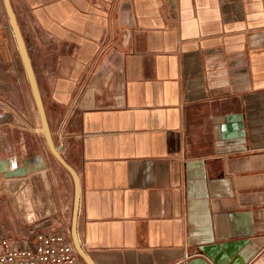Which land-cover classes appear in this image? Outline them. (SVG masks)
Returning <instances> with one entry per match:
<instances>
[{
	"label": "crops",
	"instance_id": "crops-1",
	"mask_svg": "<svg viewBox=\"0 0 264 264\" xmlns=\"http://www.w3.org/2000/svg\"><path fill=\"white\" fill-rule=\"evenodd\" d=\"M12 4L95 264H264V0ZM11 36L0 236L72 240L74 181Z\"/></svg>",
	"mask_w": 264,
	"mask_h": 264
},
{
	"label": "water",
	"instance_id": "water-1",
	"mask_svg": "<svg viewBox=\"0 0 264 264\" xmlns=\"http://www.w3.org/2000/svg\"><path fill=\"white\" fill-rule=\"evenodd\" d=\"M3 3L9 19V25L12 29L13 35L17 43V47L20 53L24 71L29 81L30 88L39 112L40 120L42 123L43 131L48 147L51 153L53 154V156L58 160V162L71 174L74 181V204L72 210V223H71L72 241L74 243V246L78 254L83 259V261L86 264H95L91 256L88 254V252L82 245L78 234V215H79L80 199H81V182L79 175L76 169L62 155L60 151L61 150L60 147L56 146L53 140L42 95L39 89L38 80L32 64V60L29 54V49L26 40L22 33L21 24L19 22L16 11L13 7L12 0H3Z\"/></svg>",
	"mask_w": 264,
	"mask_h": 264
},
{
	"label": "built area",
	"instance_id": "built-area-1",
	"mask_svg": "<svg viewBox=\"0 0 264 264\" xmlns=\"http://www.w3.org/2000/svg\"><path fill=\"white\" fill-rule=\"evenodd\" d=\"M34 234L32 244L24 247H14L0 236V264H82L67 235L44 231Z\"/></svg>",
	"mask_w": 264,
	"mask_h": 264
},
{
	"label": "rangeland",
	"instance_id": "rangeland-1",
	"mask_svg": "<svg viewBox=\"0 0 264 264\" xmlns=\"http://www.w3.org/2000/svg\"><path fill=\"white\" fill-rule=\"evenodd\" d=\"M16 11V10H15ZM17 14V12H16ZM18 16V14H17ZM0 17H2V20H0V50L2 51L4 48H6V45H5V42H6V39H5V35L6 34H11L12 36V43H13V47L12 49L13 50H17L18 54L19 53V50H18V47H17V43H16V40H15V37L13 35V32H12V29L9 25V19H8V16H7V13H6V10H5V7H4V3H3V0H0ZM19 19V17H18ZM20 22V20H19ZM21 58V57H20ZM71 235V234H70ZM23 247L24 246H27V243H25L24 245H22ZM79 258H80V261L82 262V264H86L83 259L80 257V255L78 254Z\"/></svg>",
	"mask_w": 264,
	"mask_h": 264
}]
</instances>
